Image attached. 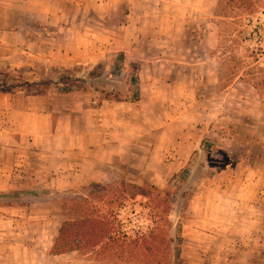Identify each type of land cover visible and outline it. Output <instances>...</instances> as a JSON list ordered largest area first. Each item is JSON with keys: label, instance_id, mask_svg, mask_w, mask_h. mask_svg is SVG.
Wrapping results in <instances>:
<instances>
[{"label": "rangeland", "instance_id": "374dc122", "mask_svg": "<svg viewBox=\"0 0 264 264\" xmlns=\"http://www.w3.org/2000/svg\"><path fill=\"white\" fill-rule=\"evenodd\" d=\"M78 1L82 28L88 27L95 36L119 47L94 63L51 72L41 78L54 81L45 89H58L56 82L68 75L85 79L80 84L87 92L106 87L124 100L128 95L139 100L142 91L149 93L157 80L151 74L153 66L160 72L157 83L170 84V126L160 120L159 136H152L148 151L138 153L135 168L119 180L105 182L118 190L126 187L127 198L115 203L121 226L133 237L151 231L157 234L154 243L161 260L142 263L130 254L102 248L47 257L48 263L264 264V235L255 247L246 238L205 240L204 234L192 237L185 230L189 201L200 180L212 172L207 167L222 164L219 153H235L234 161L256 167L264 177V0H260L259 11L250 15L219 8L220 0ZM148 38H164L167 45L146 47L143 42ZM121 46L130 48V53L120 51ZM149 55L160 60L151 63L152 67L147 64L140 76L135 58ZM26 73L11 68L0 74V83L17 85L33 79ZM165 113V109L158 112L160 119ZM182 115L189 128L179 125ZM207 144L214 151H207ZM174 153H190V166L186 165L188 156ZM89 184L70 189L46 187L23 197L0 198V231L11 233L7 241L18 252L37 247L42 264L46 248L68 218V204L80 198L83 186ZM140 188L147 195H139ZM17 230L24 231V236H18ZM178 235L182 241H177ZM206 244L207 250L199 247Z\"/></svg>", "mask_w": 264, "mask_h": 264}, {"label": "crops", "instance_id": "0c3cea01", "mask_svg": "<svg viewBox=\"0 0 264 264\" xmlns=\"http://www.w3.org/2000/svg\"><path fill=\"white\" fill-rule=\"evenodd\" d=\"M79 4L78 0H0V71L26 70L31 78L41 79L116 51L118 45L82 28ZM166 41L148 38L143 45H167ZM119 50L131 51L127 46ZM155 58H135L140 76L147 64L158 63L160 59ZM151 72L157 80L137 101L102 100L97 92L81 90L48 95L0 92V191L70 189L119 180L130 173L140 158L138 153L148 151L152 136H159L160 120L170 126V84L157 83L160 72L156 67ZM161 109L166 110L162 119L158 116ZM182 118L177 123L189 128L186 117ZM181 154L188 156V166L190 153H174ZM241 163L207 167L212 172L200 180L188 204L185 230L192 237L246 238L250 245H259L264 235V177L256 167ZM16 234L25 233L17 230ZM56 237L46 248L42 264L69 254L50 253ZM9 238L10 232L0 231V264H40L37 247L18 252ZM199 247L209 248L207 244Z\"/></svg>", "mask_w": 264, "mask_h": 264}, {"label": "trees", "instance_id": "16d2710c", "mask_svg": "<svg viewBox=\"0 0 264 264\" xmlns=\"http://www.w3.org/2000/svg\"><path fill=\"white\" fill-rule=\"evenodd\" d=\"M260 7V0H220L219 3V8L249 15L258 12ZM67 68L71 69L72 67ZM5 72L0 71V74ZM53 82V80L41 81V79H31L17 85L2 82L0 83V92L16 93L22 91L27 95H48L53 92L66 93L77 90H88L80 84V82L85 83V79L74 78L68 75H63L56 82L58 89L51 91L44 88ZM25 87L26 89H24ZM91 91L102 93V100H124L116 91L109 90L106 87H92ZM125 100L134 101L138 100V97L128 95ZM204 148L207 151H214L210 144H207V147L204 146ZM232 157L234 156L224 154L222 156V163L226 162L228 165H234L237 163V160L234 161ZM189 172L190 169L188 168L185 173L189 174ZM134 188L136 189L137 187L134 186ZM126 190V187L123 190H118L112 184L101 182H92L89 185L83 186L82 191H80L81 197L74 199L68 204V218L62 222L50 253L52 255H61L74 251L90 253L104 248L107 251L130 254V256L135 257L139 260L138 262L142 263H150L154 261L153 258L161 260L154 243V240L156 241L158 238L157 234L151 231L147 235L133 237L128 235L121 226L122 223L118 219L119 213L116 210L115 203L127 198ZM139 190V195H147L143 188ZM32 193H34V190L0 191V198H18ZM179 240L182 241L180 235L177 238L178 242ZM180 256L178 252L177 257L180 258Z\"/></svg>", "mask_w": 264, "mask_h": 264}]
</instances>
